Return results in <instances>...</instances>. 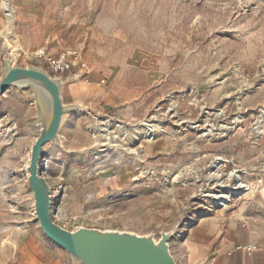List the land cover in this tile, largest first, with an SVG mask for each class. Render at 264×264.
Returning <instances> with one entry per match:
<instances>
[{"label": "rangeland", "instance_id": "obj_1", "mask_svg": "<svg viewBox=\"0 0 264 264\" xmlns=\"http://www.w3.org/2000/svg\"><path fill=\"white\" fill-rule=\"evenodd\" d=\"M8 2L0 79L4 59L35 65L42 46L79 49L95 75L65 86L64 102L86 110L66 114L61 143L42 150L57 224L157 241L179 226L169 248L182 264L178 238L200 217L264 214V0ZM40 132L32 90L10 87L0 96V264H74L42 231L26 185Z\"/></svg>", "mask_w": 264, "mask_h": 264}, {"label": "water", "instance_id": "obj_2", "mask_svg": "<svg viewBox=\"0 0 264 264\" xmlns=\"http://www.w3.org/2000/svg\"><path fill=\"white\" fill-rule=\"evenodd\" d=\"M10 87L31 89L36 118L41 132L31 150L27 187L32 190L36 219L44 234L72 257L74 264H177L170 252L169 242L177 235L179 226L162 232L157 241L153 235L133 232L99 230L79 226L67 230L57 224L51 214V186L39 171L42 150L47 143L60 144V129L66 114L85 111L79 104L63 100L64 83L53 78L36 65H13L4 59L0 79V96Z\"/></svg>", "mask_w": 264, "mask_h": 264}, {"label": "crops", "instance_id": "obj_3", "mask_svg": "<svg viewBox=\"0 0 264 264\" xmlns=\"http://www.w3.org/2000/svg\"><path fill=\"white\" fill-rule=\"evenodd\" d=\"M85 58L91 69V62ZM77 80L65 79L64 88L68 85L71 90H78L81 82ZM257 205L264 211V199ZM247 209L237 207L204 215L182 232L178 238L182 264H264V214ZM244 223L249 226L244 227ZM251 246L254 247L250 250Z\"/></svg>", "mask_w": 264, "mask_h": 264}, {"label": "built area", "instance_id": "obj_4", "mask_svg": "<svg viewBox=\"0 0 264 264\" xmlns=\"http://www.w3.org/2000/svg\"><path fill=\"white\" fill-rule=\"evenodd\" d=\"M30 61L36 66L44 68L53 78L62 81L71 77L79 80H88L92 71L90 64L79 49L66 47L52 52L47 46L38 47L31 53ZM244 227L249 223H244ZM254 246L250 247V250Z\"/></svg>", "mask_w": 264, "mask_h": 264}, {"label": "bare ground", "instance_id": "obj_5", "mask_svg": "<svg viewBox=\"0 0 264 264\" xmlns=\"http://www.w3.org/2000/svg\"><path fill=\"white\" fill-rule=\"evenodd\" d=\"M2 9L3 11L5 12L7 18H8V21L10 24L13 23L14 21V10L13 8L11 7L10 5V2H8V0H2ZM10 32H12V29H10ZM9 48H13L10 44H9ZM17 49H13V52L12 54H14V52L16 51ZM260 114V113H259ZM263 123H264V110L261 112V116L257 122V125H258V131L260 133V131H263ZM147 124V123H146ZM257 125H256V128H257ZM148 126V125H147ZM151 127H154V125H150ZM152 129V128H151ZM257 131V132H258ZM217 159V158H216ZM218 160H221L220 158L217 159ZM230 178H235V181H237V184H239V176L237 174V170L236 171H233L232 173L229 174ZM244 186H242L240 184V187L239 189L243 188ZM248 190L251 191V193L253 194L254 193V188L250 187L248 188ZM254 195V194H253ZM218 198H221L222 201H227L228 199H230V197L228 196H224V195H221V196H218ZM217 199V198H216Z\"/></svg>", "mask_w": 264, "mask_h": 264}]
</instances>
